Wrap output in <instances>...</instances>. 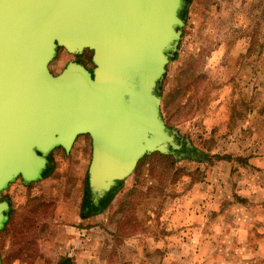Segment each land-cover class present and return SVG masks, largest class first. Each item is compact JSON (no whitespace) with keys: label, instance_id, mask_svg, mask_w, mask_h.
Masks as SVG:
<instances>
[{"label":"water","instance_id":"95a60500","mask_svg":"<svg viewBox=\"0 0 264 264\" xmlns=\"http://www.w3.org/2000/svg\"><path fill=\"white\" fill-rule=\"evenodd\" d=\"M185 7L186 0H0V231L11 210L2 192L17 179L42 180L50 153L68 154L79 136L90 139L94 203L145 155L180 157L158 85ZM59 48L90 51L92 69L70 61L53 74Z\"/></svg>","mask_w":264,"mask_h":264},{"label":"rangeland","instance_id":"374dc122","mask_svg":"<svg viewBox=\"0 0 264 264\" xmlns=\"http://www.w3.org/2000/svg\"><path fill=\"white\" fill-rule=\"evenodd\" d=\"M182 18L176 57L165 67L158 94L162 118L185 150L177 152L178 170L167 177L169 194L162 201H190V188L196 183L211 184L210 178L218 187L216 195L228 184V197L241 201L234 193L237 185L250 182L254 174L264 179V174L253 173L248 164V157L252 158L248 153L264 150V0H186ZM90 57L88 50L73 55L59 48L49 70L58 74L70 61L91 70ZM188 82L196 87L183 94ZM81 141L85 142L83 152ZM49 159L45 179L27 186L17 179L1 198L10 201L14 210L25 209L28 203L33 208L40 206L34 211L41 252L35 260L62 264L59 257L44 253L45 242L54 235H67L69 214H76L81 201H87L89 137L80 136L68 154L60 148L53 150ZM143 177L147 186L150 177L156 179L158 174L145 169ZM123 185L112 199L124 194L127 188ZM158 193L162 192L151 194ZM58 201L61 214L55 215L53 207ZM8 247L6 242L0 250L2 257ZM4 264L29 263L12 259Z\"/></svg>","mask_w":264,"mask_h":264},{"label":"crops","instance_id":"0c3cea01","mask_svg":"<svg viewBox=\"0 0 264 264\" xmlns=\"http://www.w3.org/2000/svg\"><path fill=\"white\" fill-rule=\"evenodd\" d=\"M248 156L253 173L264 174V150ZM210 181L194 184L190 201H165L159 212L150 206L143 217L148 229L124 236L117 234V217L108 207L95 212L89 201H81L78 212L69 214L67 235L48 239L44 253L62 264H264V195L259 196L264 179L254 174L237 185L234 193L241 201L228 197V184L216 195L218 187ZM122 196L109 203L115 206ZM53 209L61 214L59 201Z\"/></svg>","mask_w":264,"mask_h":264},{"label":"trees","instance_id":"16d2710c","mask_svg":"<svg viewBox=\"0 0 264 264\" xmlns=\"http://www.w3.org/2000/svg\"><path fill=\"white\" fill-rule=\"evenodd\" d=\"M253 40L254 36L251 38L247 54L250 53ZM195 87L188 82L186 88L183 89V94ZM184 150L182 148L178 152ZM176 162V159L171 155L160 153L145 155L139 160L133 173L127 177L129 186L119 202L115 206L109 203L115 191L123 185V181L119 182L116 188L105 195L99 207H93L90 203L93 210L98 212L108 207L112 211L113 217H117L116 231L118 235L124 236L148 229L143 220L145 211L152 205L158 209V212L162 208L165 202L162 199L169 194L167 191L169 186H167L166 180L170 174H176L175 172L178 170ZM145 169L158 174L156 179L153 178L155 181L150 177V185L147 186H145L146 180L143 177ZM156 190L162 193L152 195L151 193L156 192ZM86 198L87 201L91 202L88 195ZM29 204L31 203H28L25 209L10 210L9 219L3 230L0 231V250L4 247V243L9 244L8 249L4 252L5 255L2 257L3 264L12 261V259H21L32 264L41 253L37 249L39 247L37 243L38 236L35 234L37 227V217L35 216L37 213L34 212L40 206L38 208L34 206L33 208Z\"/></svg>","mask_w":264,"mask_h":264},{"label":"flooded vegetation","instance_id":"af4514ba","mask_svg":"<svg viewBox=\"0 0 264 264\" xmlns=\"http://www.w3.org/2000/svg\"><path fill=\"white\" fill-rule=\"evenodd\" d=\"M87 199V198H86ZM90 199V198H89ZM103 199V198H102ZM102 199H99V201H97V203H94L93 201H91V202H89V204L90 203H92V205H93V207H99L100 205H101V203H102ZM91 205V204H90Z\"/></svg>","mask_w":264,"mask_h":264}]
</instances>
